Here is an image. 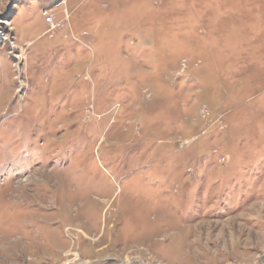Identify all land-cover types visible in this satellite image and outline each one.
Masks as SVG:
<instances>
[{"label": "rangeland", "instance_id": "1", "mask_svg": "<svg viewBox=\"0 0 264 264\" xmlns=\"http://www.w3.org/2000/svg\"><path fill=\"white\" fill-rule=\"evenodd\" d=\"M0 264H264V0H0Z\"/></svg>", "mask_w": 264, "mask_h": 264}]
</instances>
